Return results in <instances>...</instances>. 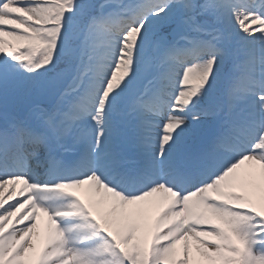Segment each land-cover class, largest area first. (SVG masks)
Segmentation results:
<instances>
[{
    "label": "snow or ice",
    "instance_id": "1",
    "mask_svg": "<svg viewBox=\"0 0 264 264\" xmlns=\"http://www.w3.org/2000/svg\"><path fill=\"white\" fill-rule=\"evenodd\" d=\"M0 264H264V0H0Z\"/></svg>",
    "mask_w": 264,
    "mask_h": 264
},
{
    "label": "rangeland",
    "instance_id": "2",
    "mask_svg": "<svg viewBox=\"0 0 264 264\" xmlns=\"http://www.w3.org/2000/svg\"><path fill=\"white\" fill-rule=\"evenodd\" d=\"M253 27H255V26H253ZM93 44H94V47H95V56H96L97 62H103V57H104V53L106 51V46H107V34L104 31L100 32L98 27L95 30V35H94V38H93ZM243 57H244V55H243V53H241L240 58L242 59ZM169 63H173V62L170 61ZM167 65L163 66L161 69H163ZM229 67H231V64L229 65ZM241 70L238 73V76L242 72ZM31 162L33 164L36 163L34 160H32ZM20 189H21V187H17L16 188V194L13 196V199L8 201V203H14L15 202V198L18 197V195L20 193ZM8 191L9 190H5V195H7ZM78 194L81 195L82 198L87 199V195H88L87 186H85L84 188L78 190ZM5 206H7V204ZM21 214H23V213H18L17 215H21ZM15 219H17V217H13V220H15ZM21 226H23V225H20V224L16 225V227H21ZM37 230L40 231L42 236L46 235V233H47V230H46V228L44 226L38 225V229Z\"/></svg>",
    "mask_w": 264,
    "mask_h": 264
},
{
    "label": "bare ground",
    "instance_id": "3",
    "mask_svg": "<svg viewBox=\"0 0 264 264\" xmlns=\"http://www.w3.org/2000/svg\"><path fill=\"white\" fill-rule=\"evenodd\" d=\"M244 59H245V57H243V59H240V63H241V65H243V62H244ZM259 64H257L256 65V71L258 72L259 71ZM242 70V73L240 74V80H238V82H237V87L241 90V91H243V89L247 86L246 85V81H245V79H243V73H244V69L243 68H241ZM27 163L29 164V165H31L30 163H29V161H27ZM32 166V165H31ZM23 186V184H22V182L20 183V184H18L17 186H16V188L17 187H22ZM10 187L11 186H9L8 188H6L5 190H9L10 189ZM27 194H25V196H26ZM25 197H22V196H20V195H18V198L16 199V200H23ZM26 209H23L20 213H23V211H25ZM41 221L39 222V225L40 226H44L45 228H46V230H47V218L46 217H44V215L43 214H41ZM16 220V219H15ZM27 223V222H26Z\"/></svg>",
    "mask_w": 264,
    "mask_h": 264
}]
</instances>
